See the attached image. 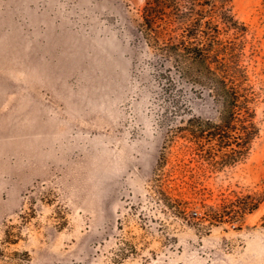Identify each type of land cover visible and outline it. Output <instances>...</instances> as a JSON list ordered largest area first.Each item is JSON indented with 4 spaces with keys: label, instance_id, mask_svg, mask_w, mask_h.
<instances>
[{
    "label": "rangeland",
    "instance_id": "rangeland-1",
    "mask_svg": "<svg viewBox=\"0 0 264 264\" xmlns=\"http://www.w3.org/2000/svg\"><path fill=\"white\" fill-rule=\"evenodd\" d=\"M232 4L259 133L223 161L172 154L229 101L158 57L144 0H0V264H264V199L230 219L264 190V0Z\"/></svg>",
    "mask_w": 264,
    "mask_h": 264
},
{
    "label": "trees",
    "instance_id": "trees-1",
    "mask_svg": "<svg viewBox=\"0 0 264 264\" xmlns=\"http://www.w3.org/2000/svg\"><path fill=\"white\" fill-rule=\"evenodd\" d=\"M141 17L140 33L163 62L197 78L219 97L227 95L229 101L218 122L190 116L186 125L177 126L182 141L173 156H212L223 161L247 156L259 126L244 85L246 69L240 63L247 28L235 17L232 0H144ZM181 182L186 183L183 178ZM236 199L240 210L231 221L256 209L264 190L257 189L253 198ZM236 199L224 197L218 207L225 211Z\"/></svg>",
    "mask_w": 264,
    "mask_h": 264
}]
</instances>
